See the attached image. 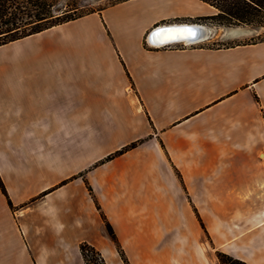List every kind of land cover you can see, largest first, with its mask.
I'll use <instances>...</instances> for the list:
<instances>
[{
  "label": "crops",
  "instance_id": "0c3cea01",
  "mask_svg": "<svg viewBox=\"0 0 264 264\" xmlns=\"http://www.w3.org/2000/svg\"><path fill=\"white\" fill-rule=\"evenodd\" d=\"M216 13L201 0H129L0 47V55L18 48L15 64L0 57V151L7 137L73 131L80 139L69 151L58 147L62 156L53 160L34 157L31 168L17 156L7 167L0 163L16 207L7 206L0 188V264H86L82 243L107 264H124L101 211L131 264H215V250L264 264V196L243 193L263 178H206L205 201L215 197L208 217L222 219L215 231L208 227L212 251L194 243V229L182 220L189 208L176 169L239 174L264 140V40L222 47L150 42L161 26ZM75 25H83L80 33L66 32ZM42 38L49 40L44 49L23 48ZM88 134L95 139L87 142ZM31 173L40 180L32 187ZM243 209H256L248 227L227 234L228 219L241 218Z\"/></svg>",
  "mask_w": 264,
  "mask_h": 264
},
{
  "label": "rangeland",
  "instance_id": "374dc122",
  "mask_svg": "<svg viewBox=\"0 0 264 264\" xmlns=\"http://www.w3.org/2000/svg\"><path fill=\"white\" fill-rule=\"evenodd\" d=\"M112 2H114V0H60V4L54 9V12L55 14L62 13L63 10H65L64 5L69 3V4H72L74 7H77L79 9V12L89 13V12L95 11V13H101V11H103L102 9L106 10L110 8L108 6H110ZM91 14H94V13H91ZM188 24H192V23H188ZM194 24L209 25V26L212 25L215 27V30L211 31L209 37L205 40V42L212 47L231 46L233 44H237L240 42L251 43V42H257V41L264 39V26H253V25L222 26V25H217L215 22H212V21H198V22H194ZM82 26L83 25L71 26L66 30V32L74 33V34L80 33L82 29L79 30L78 27H82ZM90 26L93 27V25H90ZM231 29H236V30L239 29L240 31L236 33V31L235 32L230 31ZM88 32L89 30L87 28V33ZM91 32L99 33L100 31L95 30ZM47 39L48 38H42V39L35 40L29 43H25L23 44V48L25 50H30V48L44 49L46 45L49 43V40ZM16 50H18V48H15V47L7 48L6 50L2 51V54L0 55V57L2 56V58H6V62L8 64L13 65L15 64V54L14 53ZM45 90L46 88H42V91L45 92ZM7 92H8V95L10 96V99H14L15 92H13L9 88L7 89ZM31 96H32L31 89L21 94V97L23 99L30 98ZM70 134L71 135H68L67 137H63L58 133H53L47 137H44V136H26L22 138L7 137L6 143L1 142V145L5 144L7 148L5 150L0 151V163L4 164L3 165L4 167H7L8 164H10V162H13L15 160V156H17L24 161L23 163H25L24 164V169H25L26 165L30 166L31 168V165H32L31 163H35L34 157H37L39 155H45L49 158V160H53L56 157L58 158L62 156L61 154L58 153L59 152L57 150L59 149L58 147H64L65 149L67 148V151H69L70 148L73 149V147L79 145L80 139L77 137V135L75 136L73 131H71ZM86 139H87V142H90L95 138L88 134ZM261 141L263 143L262 148L259 149L258 144L255 143L257 148L252 154L247 155V158H246L247 168L245 170L240 171L239 174L233 170H229V171L212 170V169L207 170L206 168L197 169V170L186 169V170L180 171V174L182 176L183 182L185 184L184 186L186 189V191L183 190V203L185 207L189 208V214H186L184 212L182 220H183L184 226L194 229V243H204L209 249V251H212L213 246L214 248L216 246L212 235L209 234L210 235V239H209L207 235L205 234L204 230L202 229L193 207H195L197 211L199 212L202 220L204 221L206 225L207 230H208V227H210L211 231H215L218 226V221L222 220L221 218H216L213 216L208 217L209 210L207 206L209 204H211V206L215 204L214 202H212L215 199V197H213V195H210L211 202L205 201L207 199L206 197H208L206 195V190L208 187L204 185L206 178L239 177V178L247 180V182L251 181V179L253 178H263V181H264V156H263L264 140H261ZM190 143H191V139H188V148L190 147ZM15 147L18 148L17 153L14 152ZM0 178L2 179L1 175H0ZM37 180L39 179L38 178L36 179L33 173H31L29 177H27V181L30 182L31 187L34 185H37V182H35ZM63 183H66V182H63ZM5 188H6V185H5ZM215 188H216L215 186H210L211 190H214ZM244 189H246V191H244L243 193L253 194L256 189V190L261 191V193L264 196V182H263V185L260 187L247 185L246 187H244ZM2 194L7 199V206H9V208L15 211L16 207L13 205V202L11 201L9 194H8V197L12 205H10L8 197L3 192ZM36 200L37 198H32L28 202H26L24 205H22V207L30 205ZM3 203L4 201L0 196V215L3 212V209H2L4 206ZM247 204L251 205V203H247ZM255 210L243 209V216L241 218L228 219L229 221H231V226L230 224H228L227 234L233 236L237 234V233H233V231L234 232L244 231L248 227V224H247V220H249L248 217L255 216L254 215ZM258 215L264 217V210L262 213H259ZM218 251H221V250H215L216 252L215 264H220L219 259L217 257ZM23 264H34V263L32 260L28 261L24 259Z\"/></svg>",
  "mask_w": 264,
  "mask_h": 264
},
{
  "label": "trees",
  "instance_id": "16d2710c",
  "mask_svg": "<svg viewBox=\"0 0 264 264\" xmlns=\"http://www.w3.org/2000/svg\"><path fill=\"white\" fill-rule=\"evenodd\" d=\"M129 0H114L108 7L126 2ZM211 7L217 13L209 17L198 18V21H212L217 25L235 26V25H253L264 26V0H201ZM60 4V0H0V47L9 45L11 43L20 41L22 39L40 34L50 30L56 26H60L80 18L86 17L92 12H79L77 7L72 4H65L62 13L55 14L54 9ZM104 10V9H102ZM264 40V39H262ZM138 143H133L124 150L110 156L108 160L116 155H121L136 148ZM177 175L181 178V174L176 169ZM0 188L2 192L8 197L5 185L0 178ZM91 195L94 196L92 188H90ZM9 199V197H8ZM10 205V199H9ZM99 211L100 205L96 201ZM202 229L207 237L210 239L209 232L202 220L199 212L193 207ZM104 219L106 229L112 240L116 243L120 256L124 264H131L124 250L122 249L118 237L101 211ZM81 254L86 264H106L100 251L88 243H82L80 246ZM217 257L220 264H247L245 261L234 258L233 256L218 251Z\"/></svg>",
  "mask_w": 264,
  "mask_h": 264
},
{
  "label": "bare ground",
  "instance_id": "6f19581e",
  "mask_svg": "<svg viewBox=\"0 0 264 264\" xmlns=\"http://www.w3.org/2000/svg\"><path fill=\"white\" fill-rule=\"evenodd\" d=\"M169 26L170 25L161 26L162 29L158 30L157 34L153 38L150 37L151 44H156L157 46L182 42L186 44H193L206 40L211 33L210 29L206 27H199L198 24H172V26L175 27L165 28ZM230 31H236L237 33L240 30L231 29ZM192 39L195 41H190Z\"/></svg>",
  "mask_w": 264,
  "mask_h": 264
},
{
  "label": "water",
  "instance_id": "95a60500",
  "mask_svg": "<svg viewBox=\"0 0 264 264\" xmlns=\"http://www.w3.org/2000/svg\"><path fill=\"white\" fill-rule=\"evenodd\" d=\"M170 27H175V26H172V25H170L169 27H165V28H170ZM199 27H203V26H201V25H199ZM160 29H162L161 27L160 28H158V29H156L155 31H153V33L151 34V38H153L156 34H157V31L158 30H160ZM194 39H192V40H190V41H193ZM195 41V40H194ZM156 45V44H155Z\"/></svg>",
  "mask_w": 264,
  "mask_h": 264
},
{
  "label": "built area",
  "instance_id": "2783aa9c",
  "mask_svg": "<svg viewBox=\"0 0 264 264\" xmlns=\"http://www.w3.org/2000/svg\"><path fill=\"white\" fill-rule=\"evenodd\" d=\"M202 26V25H201ZM171 45V44H170ZM191 44L183 43V47L190 46Z\"/></svg>",
  "mask_w": 264,
  "mask_h": 264
},
{
  "label": "snow or ice",
  "instance_id": "6c2138e0",
  "mask_svg": "<svg viewBox=\"0 0 264 264\" xmlns=\"http://www.w3.org/2000/svg\"><path fill=\"white\" fill-rule=\"evenodd\" d=\"M189 34H191V33H189Z\"/></svg>",
  "mask_w": 264,
  "mask_h": 264
}]
</instances>
